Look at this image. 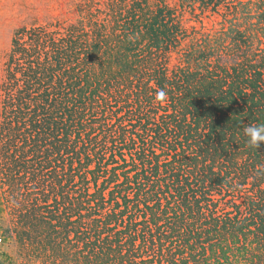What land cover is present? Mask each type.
I'll return each mask as SVG.
<instances>
[{
    "label": "trees",
    "instance_id": "1",
    "mask_svg": "<svg viewBox=\"0 0 264 264\" xmlns=\"http://www.w3.org/2000/svg\"><path fill=\"white\" fill-rule=\"evenodd\" d=\"M197 1L226 9L218 34L192 38L161 3L150 10L153 0H110L91 29L78 22L58 39L39 29L30 37L11 119L28 118L35 170L58 177L62 166L65 181H44L53 192L76 177L86 190L88 175L103 180L95 195L73 203L66 190L55 214L41 207L23 223L31 235L52 231L36 241L52 264H264V145L250 148L243 134L264 124V51L250 55L264 42V0L237 2L249 12L239 0ZM173 53L184 55L176 72ZM217 190L223 210L209 197Z\"/></svg>",
    "mask_w": 264,
    "mask_h": 264
},
{
    "label": "rangeland",
    "instance_id": "2",
    "mask_svg": "<svg viewBox=\"0 0 264 264\" xmlns=\"http://www.w3.org/2000/svg\"><path fill=\"white\" fill-rule=\"evenodd\" d=\"M155 4H152L150 10L156 12L157 4H162L168 11L174 12V17L180 23L181 30L195 29V32L191 33V37L195 38L196 35H208L218 34L223 30L224 18L222 13L226 9L221 10L220 14L213 10V7L203 8L197 0H153ZM231 2L232 0H228ZM251 0H239L235 2L238 11L249 12L250 7L245 5H239L237 2L249 3ZM254 4L257 1L254 0ZM110 0H0V263L1 264H52L53 260L48 259L52 256L46 247V244H39L36 241H40L41 238H46L52 231L43 229L41 233H33V235L21 230L23 223L28 220V215L32 216V212L40 209L41 207H47L45 211V217L51 216L50 213L55 214L54 207L57 205L62 208L61 201L63 202V192L68 189L64 187H57L52 191V186L48 183L44 184L45 180L52 178L53 169L46 170L42 173V169L38 171L35 169L40 168L38 163L34 166L33 157L31 156V145L29 141V123L27 120L14 121L11 119V115L15 110L12 107V103L17 101L18 87H24L21 81L22 66L21 63L26 55L24 51L31 48L30 37L34 30H40L57 34L55 38H61L66 35V31L71 26H75L78 22L83 23L84 27L91 29L89 26L92 22V15L99 11L100 15L104 17L110 11ZM235 5L228 4L234 9ZM223 8H227V4L222 5ZM164 9V8H163ZM253 9L254 8L253 6ZM251 11V10H250ZM255 11V10H253ZM222 12V13H221ZM257 15V13H255ZM101 17V16H100ZM251 20V19H250ZM249 20V21H250ZM257 18L251 20L247 25H257ZM175 22L174 24H176ZM245 29L246 31H248ZM198 31V33H196ZM196 34V35H195ZM190 38V39H192ZM264 41V39H263ZM259 44L254 45L250 55H259L260 51H264V42L258 47ZM207 48V47H206ZM259 49V50H258ZM225 52V51H224ZM213 50L207 51V55H212ZM221 53V51H220ZM222 54V53H221ZM28 55V53H27ZM223 55V54H222ZM28 56L25 57L27 59ZM169 70L175 72L180 69L184 61V55L180 53L169 54ZM211 62L213 66H218V57L215 54L212 55ZM172 75V74H171ZM19 85V86H18ZM164 105L156 100V103ZM155 106H157L155 104ZM158 107H154V112H157ZM161 122V121H160ZM29 126V127H28ZM20 129V130H19ZM19 130V131H18ZM21 131L20 138L18 133ZM166 134V133H165ZM168 136L173 141V136ZM170 141V140H169ZM21 147H24L23 151ZM24 157V158H23ZM130 158H128L129 160ZM43 162V161H42ZM41 162V163H42ZM18 163V164H17ZM40 163V164H41ZM19 165V166H18ZM67 168V167H66ZM22 172L17 173L18 170ZM58 177L55 174V181H65V172L62 171V166H59ZM89 171V170H88ZM92 171L94 169L92 168ZM42 173V174H41ZM42 177V178H41ZM90 180L89 194L97 193L99 189L103 187V180L99 181L98 186L92 181L91 175H88V181ZM77 182L79 184H77ZM76 186L72 187L71 200L75 203L77 197L84 195L86 188L83 189L80 185L79 177L75 179ZM64 184V182H63ZM238 196L243 197L248 189L238 187ZM111 189H115L111 186ZM109 190V188H108ZM110 191V190H109ZM220 190L214 192L213 195H209L214 203L220 204V208L224 209L225 192L220 193ZM57 194L53 198V194ZM236 194V193H234ZM107 200H110L109 193L106 192ZM228 199V198H226ZM230 199V198H229ZM220 201V202H218ZM228 201V200H227ZM241 201V200H240ZM239 201V202H240ZM221 202L223 204H221ZM110 203V202H109ZM211 204V203H210ZM95 205V203H94ZM110 205V206H109ZM112 204H107L111 209ZM68 207V205H67ZM213 206H211L212 208ZM29 208L27 211L26 209ZM45 209V208H43ZM30 212L29 214H25ZM207 212V211H206ZM34 216V214H33ZM53 223L56 222L54 219ZM217 217V215H215ZM56 224V223H55ZM57 226V225H56ZM59 232L63 229L58 228ZM76 237V236H75ZM74 235L70 234V240L75 239ZM68 245V244H67ZM74 243L71 242L70 252L75 254L77 251L74 248ZM61 261H57L56 264H61ZM71 264V263H68Z\"/></svg>",
    "mask_w": 264,
    "mask_h": 264
},
{
    "label": "clouds",
    "instance_id": "3",
    "mask_svg": "<svg viewBox=\"0 0 264 264\" xmlns=\"http://www.w3.org/2000/svg\"><path fill=\"white\" fill-rule=\"evenodd\" d=\"M156 100L164 102L166 93L161 90L156 94ZM243 134L247 138V144L250 148L258 150L261 145H264V124H249L244 126Z\"/></svg>",
    "mask_w": 264,
    "mask_h": 264
},
{
    "label": "built area",
    "instance_id": "4",
    "mask_svg": "<svg viewBox=\"0 0 264 264\" xmlns=\"http://www.w3.org/2000/svg\"><path fill=\"white\" fill-rule=\"evenodd\" d=\"M2 242V239L0 238V243Z\"/></svg>",
    "mask_w": 264,
    "mask_h": 264
},
{
    "label": "crops",
    "instance_id": "5",
    "mask_svg": "<svg viewBox=\"0 0 264 264\" xmlns=\"http://www.w3.org/2000/svg\"><path fill=\"white\" fill-rule=\"evenodd\" d=\"M1 264V263H0Z\"/></svg>",
    "mask_w": 264,
    "mask_h": 264
}]
</instances>
